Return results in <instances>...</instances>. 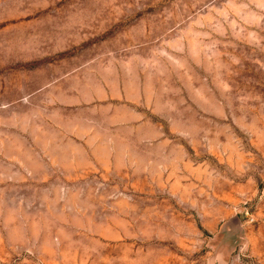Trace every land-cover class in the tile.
Here are the masks:
<instances>
[{"label": "rangeland", "instance_id": "obj_1", "mask_svg": "<svg viewBox=\"0 0 264 264\" xmlns=\"http://www.w3.org/2000/svg\"><path fill=\"white\" fill-rule=\"evenodd\" d=\"M0 264H264V0H0Z\"/></svg>", "mask_w": 264, "mask_h": 264}]
</instances>
